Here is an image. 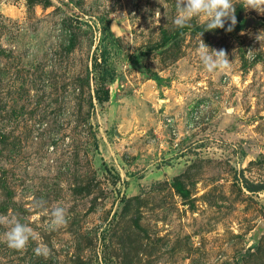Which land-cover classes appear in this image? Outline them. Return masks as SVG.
Here are the masks:
<instances>
[{"label":"rangeland","instance_id":"1","mask_svg":"<svg viewBox=\"0 0 264 264\" xmlns=\"http://www.w3.org/2000/svg\"><path fill=\"white\" fill-rule=\"evenodd\" d=\"M232 3L229 32L175 0H0V215L37 236L0 226V264H264V14Z\"/></svg>","mask_w":264,"mask_h":264},{"label":"clouds","instance_id":"2","mask_svg":"<svg viewBox=\"0 0 264 264\" xmlns=\"http://www.w3.org/2000/svg\"><path fill=\"white\" fill-rule=\"evenodd\" d=\"M247 10H254L264 14V0H243ZM177 15L174 18V24L178 27L185 26L193 17H206L208 31L218 28H225L226 20L231 23L227 31H232L237 23L235 15V6L232 0H175ZM197 54L204 68L212 73L216 71H225L230 68L231 61L225 50L212 49L204 42L199 44ZM251 51V50H250ZM51 228L56 230L66 223V213L63 207H54L51 212ZM0 226H5L8 230L4 233L5 241L10 248L23 250L29 240H36L37 236L33 229L27 224L20 223L17 220L9 219L0 215ZM37 255H48L47 246L36 249Z\"/></svg>","mask_w":264,"mask_h":264},{"label":"trees","instance_id":"3","mask_svg":"<svg viewBox=\"0 0 264 264\" xmlns=\"http://www.w3.org/2000/svg\"><path fill=\"white\" fill-rule=\"evenodd\" d=\"M110 32V31H109ZM105 48H103V50H101L98 54V58H100V60H102V61H104L105 63L107 62V60H106V57H105ZM105 73L107 74V69H105ZM102 80H103V82L101 83V85L103 84L104 85V81L106 80L105 78H102ZM98 98V100H101L100 99V97L98 96L97 97ZM108 98H109V89L106 87L105 89H104V99H102V100H108Z\"/></svg>","mask_w":264,"mask_h":264}]
</instances>
